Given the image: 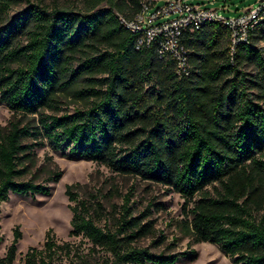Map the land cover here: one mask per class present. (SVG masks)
I'll return each instance as SVG.
<instances>
[{"label":"trees","instance_id":"16d2710c","mask_svg":"<svg viewBox=\"0 0 264 264\" xmlns=\"http://www.w3.org/2000/svg\"><path fill=\"white\" fill-rule=\"evenodd\" d=\"M139 3L0 0V101L17 113L0 127V201L9 191H50L49 183L28 176L33 146L46 139L176 190L193 241L216 243L234 264H264V22L231 53L220 22L184 27L187 71L177 75L172 59L156 53L155 40L135 47L136 32L119 24L117 13L130 17ZM63 92L81 103L61 109ZM60 172L47 177L57 180ZM75 184L65 183L73 201L70 233L108 250L112 264H172L194 254L135 243L152 221L148 202L134 210L129 190L101 224V200L79 197ZM12 233L0 264L14 257L16 225ZM58 245L47 229L43 247L25 250L24 264H48Z\"/></svg>","mask_w":264,"mask_h":264},{"label":"rangeland","instance_id":"374dc122","mask_svg":"<svg viewBox=\"0 0 264 264\" xmlns=\"http://www.w3.org/2000/svg\"><path fill=\"white\" fill-rule=\"evenodd\" d=\"M42 1L51 3L56 0ZM57 1L71 5L80 4V0ZM24 3L25 1H21L15 4L11 12ZM219 3L224 5L218 8L222 12L233 13L236 11L234 7L239 9L243 5L254 3V0H213V5ZM60 97L61 109H72L74 104L81 103V100L68 92H63ZM14 115L17 113L0 101V127L4 128ZM33 151L34 163L28 176L49 183L50 191L28 194L9 191L7 197L0 201V256L5 253L12 239L13 226L16 225L20 230V236L15 242L14 257L7 264H24L25 250L30 245L43 247L47 229L55 243L60 244L54 248L48 264H86L84 259L89 261L88 264H112L108 250L93 244L81 233H70L71 210L68 203L73 201L65 193L67 182L76 183L73 188L77 190L79 197L96 196L101 200L106 211L99 220L101 224L110 216V212L127 190L128 201L132 203L134 210L142 208L148 202L147 217L151 218L152 229L137 237L135 243L147 244L154 251L194 249L193 255L188 252L180 254L172 264H234L216 243L191 239L184 224L185 215L181 210L183 198L176 190L157 181L117 173L99 161L70 153L68 146L55 148L46 139L34 145ZM55 168H59L61 172L57 180H51L47 175ZM158 235H161V240L156 244L150 243V239ZM45 251L46 249L44 255L47 257Z\"/></svg>","mask_w":264,"mask_h":264},{"label":"built area","instance_id":"2783aa9c","mask_svg":"<svg viewBox=\"0 0 264 264\" xmlns=\"http://www.w3.org/2000/svg\"><path fill=\"white\" fill-rule=\"evenodd\" d=\"M247 5V4H246ZM243 5L233 13H224L223 3L213 0H140L139 9L130 17L117 13L123 27L136 32L134 45H146L155 40V51L172 59L177 75L186 73L185 48L179 41L184 27L193 29L205 20H215L229 31V53L238 42L248 39V33L257 22H264V0H254L247 8ZM264 43V28L260 34Z\"/></svg>","mask_w":264,"mask_h":264},{"label":"water","instance_id":"95a60500","mask_svg":"<svg viewBox=\"0 0 264 264\" xmlns=\"http://www.w3.org/2000/svg\"><path fill=\"white\" fill-rule=\"evenodd\" d=\"M249 4H247L246 6H244V8H247Z\"/></svg>","mask_w":264,"mask_h":264}]
</instances>
